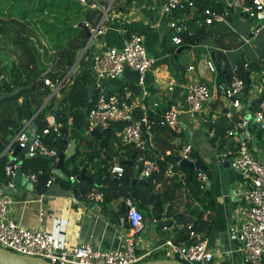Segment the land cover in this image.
<instances>
[{
    "label": "crops",
    "instance_id": "crops-1",
    "mask_svg": "<svg viewBox=\"0 0 264 264\" xmlns=\"http://www.w3.org/2000/svg\"><path fill=\"white\" fill-rule=\"evenodd\" d=\"M104 1L108 4L106 9L100 5V0H94V3L99 4L96 9L102 12L97 26H103L104 32L101 35L92 33L90 38L88 37L85 46L78 51L76 60L64 79L65 90L69 89L75 77L84 76L89 81V94L92 96L93 92H95L97 94L96 100L98 95L105 90L110 93L130 91L131 99L135 104L133 108L135 117L151 113L153 116L160 118L170 104L183 106L179 116V131L165 126L177 133L176 137H170L167 133L153 139L152 128L145 134L146 144L150 146V156L153 157L151 159L161 158L165 155H173L172 158L174 159L175 156L179 155L183 145H185L181 127L183 125L191 132L189 145L192 148L191 152L196 154L193 159L201 158L207 165L205 171L195 170L190 176L186 168H184L185 171L174 169V164L169 163L163 178L154 180L149 185L142 184L145 186L152 184L153 192L167 198L166 202H159L161 218L171 220V224L167 227L157 226V221L155 220L157 205L155 208L149 204L143 206L136 196V202H132L130 196L127 198L144 215L143 228L135 234V252L138 255L149 253L143 260L151 255L165 258V246L163 245L165 240L177 241L179 237V232L176 233L172 228L174 216L178 214L183 217H194V215L201 214L197 219L198 222H206V228L201 230V232L207 236L208 247L213 253L214 264H242L236 249V231L240 221L239 214L246 206L241 199L243 189L240 184L241 179L238 178L232 186L228 184V176L221 167V149L224 143L220 146L219 141H211L216 127L210 129L209 132L203 131V128H205L204 121L229 113V107L232 105L231 100L215 93L212 101L207 103L201 112L190 113L185 109V83L190 81V79L204 82L214 93L215 85L219 81H223L222 72L227 73L223 61H220L219 65V58L216 55L218 52H223L229 68L237 67L238 60H243L247 64L255 62V65L249 70L250 84L244 90L240 99L242 107L233 112H240L242 118L250 120L247 127L251 126L252 131L248 132L246 127L240 134L243 135L249 148L257 157L264 159V130L259 129L252 122L251 114L254 111L253 107L250 106L252 102L259 98L264 86V80H262L264 77V7L251 21L250 17L246 18L239 15V12L242 11L232 8V10L237 12L234 15L233 12H230L225 7L224 1L212 0L214 4L221 2L222 11L225 12V20L220 23L225 24L232 30L234 33L233 40L236 42V45L231 47V49H221L212 37L202 38L196 43L189 45L173 43L172 37L177 36L181 40L179 34L188 30L189 27L191 29L194 27L190 23L186 24V21L192 17L194 10H190V13L182 16V24L171 27V22L174 21L173 16L164 12L162 0H131L129 5L121 10H116L114 7L115 0ZM125 1L118 0V4H116L122 7ZM261 1L264 4V0ZM246 2L251 4L252 0H246ZM255 22L260 24L258 28L254 27ZM131 34L141 36L147 54L152 59L151 67L144 74L143 88L136 85L138 73L128 67L114 80H98L92 71L93 55L107 46L121 47L124 39ZM165 37L168 38L167 41ZM229 39L230 36L224 40L228 42ZM208 61L213 63L214 69L211 70L207 64ZM188 66H192L193 69L188 71ZM169 80L174 83L171 89H168L167 82ZM53 94V104L56 105L58 112H62L60 102L65 92L57 89L53 91ZM48 101L49 98L45 99L42 104L45 106ZM224 109L226 111H223ZM137 111H140L139 115H137ZM248 113L251 115L250 117L246 116ZM48 117L49 112L46 118L48 119ZM227 118L228 125L231 117L227 115ZM55 119L53 120L54 122ZM70 121L71 118H68V130L66 132L68 141L73 139ZM23 122L27 128L32 124L36 125L33 120H24ZM115 123L120 124V122ZM87 126L86 130L84 129L85 131H87ZM231 130L234 132L233 128ZM106 132L101 133L99 138L88 134L82 142L79 139L81 135L78 133L75 140V152L80 144L78 147L79 151L86 155V158L83 155L77 158L82 164L80 172L84 170L85 176L92 180L89 173L95 169L103 170L107 165L110 168V165L115 163H127L130 165L129 162H132V171L126 177L140 179L139 171L136 168L137 159L135 162L132 161V153L128 154L127 149L130 146L122 143L120 131L110 130V135L105 134ZM228 132L229 130H224L225 140L237 134V131H235V134L229 136ZM57 133L59 134L58 129ZM102 141H104V146L101 145ZM169 143L174 145L173 149L165 147ZM237 144L238 142H234L232 147H236ZM13 149L14 147L4 150V153L10 158L8 152ZM141 156L145 157L146 154L143 153ZM175 162V165H179V162L176 160ZM53 169H55V165ZM207 170L210 172V177L206 176V179L210 182L205 184V179L201 181L203 183L202 189L197 193L196 197H193L194 189L190 185L191 178ZM22 173L26 176L27 181L32 183V186L30 184L26 186L25 183L19 184L15 194L4 193L12 199L9 215L14 220L29 229H41L51 232L56 247L69 248L89 243L103 250H114L121 246V237L129 232L127 222L123 224L119 222L120 216L124 215L121 210L123 206H126L127 200L123 194L105 204H103V201H89L86 199V194L91 188L84 193L75 185L79 181L86 179L76 180L74 178L72 179L73 181H70V177L68 178L69 180L60 179L58 182L53 179L47 189L43 193L38 194L34 191L33 182L28 178L31 172L24 173L22 171ZM62 173L65 174L63 169ZM53 176H55L54 171ZM61 181H69L71 185L65 187ZM86 181L90 182L89 180ZM125 183L131 190L130 194L134 192L135 185L141 184L137 182L132 188L129 182L125 181ZM2 185L4 184L0 182V192H2ZM93 187L97 186L93 185ZM123 192L127 194L128 189L124 187ZM72 198L75 200H72ZM170 204H172L174 212L171 216H168L167 212ZM190 209L194 210L193 215L190 214ZM186 235L187 231L184 239Z\"/></svg>",
    "mask_w": 264,
    "mask_h": 264
},
{
    "label": "trees",
    "instance_id": "trees-1",
    "mask_svg": "<svg viewBox=\"0 0 264 264\" xmlns=\"http://www.w3.org/2000/svg\"><path fill=\"white\" fill-rule=\"evenodd\" d=\"M130 1L126 0L124 6L120 7L117 6L118 0H115L114 7L116 10H121L128 6ZM91 3H94V0H87L86 5L81 4L80 0H0V16L3 17L2 19L0 17V51H7L10 55L7 58L0 59V182L3 184H8L11 181V176L6 174V166L12 168L15 164L4 153V150L7 147L9 149L15 147L12 139L24 127L23 121L33 120L39 132L48 125L46 117L49 110L53 107L54 88L45 83L46 79L50 80L54 87H58L65 94L60 102V109L63 114L58 115L55 119V123L58 124L59 134L51 130L43 137V143L50 148L56 149L57 153L61 152L63 150L62 136L68 130V118H71V131L73 133L79 132L81 142L85 140V136H88L85 134L87 125L86 111L94 105L97 94L93 92V95L90 96L89 81L84 76L75 77L72 85L67 90L64 87V79L68 70L74 64L78 51L88 41L86 34V28L88 27L85 23L96 27L102 16L100 10L90 7ZM220 3L214 4L212 0H194V6H188L186 3L185 8H179L172 12L174 23L177 26L183 23L181 18L184 14L194 10L190 20L186 21L187 25L190 23L194 27L192 29L189 27L188 30L179 34L181 36L180 44H194L202 38L212 37L221 49H231V47L236 45L233 40L234 33L228 26L223 23L206 25L203 21L202 10L205 7H211L222 11L223 7ZM229 36V41L225 42L224 39ZM165 40L167 41L168 38L165 37ZM216 55L219 58V65L220 61H223L225 71L229 74L230 68L223 52H218ZM245 64L247 66V63L243 60H238L236 64L239 76L244 79ZM47 98H49L48 103L38 111ZM252 107L253 111L257 110V106ZM223 111H226V109ZM139 114L140 111H137V115ZM147 116L153 122L151 130L153 139L167 133L170 137L177 136V133L170 128L160 126L158 123L159 117H155L151 113L147 114ZM241 118L242 114L240 112L231 113L230 123L225 128L216 127L211 141H219V145L222 146L226 141L224 130L234 128ZM122 126V123H113L107 127L108 131L105 134L110 135V130L113 129L114 131H120ZM101 145L104 146V141H102ZM78 147L74 155L62 164V169L68 178L76 176L82 167L81 162L77 158L83 153L79 151ZM165 147L173 149L174 145L169 143ZM127 149L128 154L133 153L132 146ZM149 150V144L145 145L143 150L137 153L132 161L135 162L137 157L143 153L146 154L145 158H153L150 156L151 152ZM163 153L165 154V152ZM190 156L195 158L196 154L191 152ZM83 157L86 158V155H83ZM172 157L173 155H165L161 158L151 159L155 160L159 167L158 172L147 178L151 183L164 177L169 163L174 164V169L185 171L181 166L175 165L176 162ZM17 160L20 161L24 173L31 172L36 175V181L33 183L34 191L38 194L43 193L47 189L46 181L52 175L53 160L38 154L26 158L21 153H18ZM120 164L124 169L121 177H117L114 174L111 175L110 168L113 165L111 164L110 168L107 165L103 170L95 169L89 173L91 179L95 182L90 183L83 180L75 185L84 193L92 188L93 185H96L103 192V204L117 198L121 194L127 199L131 190H129L127 183L120 178L128 176L133 166L127 163ZM201 174L210 177V172L207 170L191 178L190 185L194 189L193 197H196L197 193L202 189ZM61 183L65 187L71 185L69 181H61ZM124 187L128 189L127 194L123 192ZM134 193L143 206L149 204L155 208L157 203L167 201V198L153 192L152 184L150 186L137 184L134 187ZM173 212L172 204H170L167 215L171 216ZM189 212L193 215L194 210L190 209ZM200 216L201 214L194 215V217H183L178 214L174 216L172 228L176 233L179 232L177 242L184 239L189 225H192L198 231L206 228V222H198L197 217ZM157 258L160 257L151 255L143 261Z\"/></svg>",
    "mask_w": 264,
    "mask_h": 264
},
{
    "label": "built area",
    "instance_id": "built-area-1",
    "mask_svg": "<svg viewBox=\"0 0 264 264\" xmlns=\"http://www.w3.org/2000/svg\"><path fill=\"white\" fill-rule=\"evenodd\" d=\"M225 7L233 8L245 12L248 17L254 18L259 11L264 7L261 0H252L248 4L246 0H222ZM81 4L86 5L87 0H80ZM194 6V0H162V8L166 14L172 16V12L177 9H182L185 4ZM91 8H98L99 4L91 3ZM106 9V8H104ZM203 21L210 25L220 23L225 20V12L218 11L211 7H205L202 10ZM88 29L93 34L101 35L104 32L103 26L90 27L85 23ZM171 27H176L174 21L171 22ZM175 44H180V38L172 37ZM212 69L213 63L207 62ZM152 59L147 56V51L143 45L141 36L131 34L127 36L121 47L107 46L98 51L92 57V71L96 78L100 81L114 80L122 74L125 68H131L138 73L136 85L143 88L144 74L151 67ZM246 67V64L244 65ZM192 66H188L187 70L191 71ZM264 80V77L263 79ZM45 83L54 90L58 87L46 79ZM168 89L173 86V81L167 82ZM245 80L238 74L236 66L230 68L227 83L219 81L213 90L204 83L194 79H190L185 83L184 103L186 111L190 113L201 112L203 107L212 101L213 95L216 93L219 96L231 100L234 108L241 106L240 99L246 89ZM53 90V91H54ZM124 93L113 92L107 98L104 92L98 95L95 104L88 110L87 131L94 129H104L115 122L123 124L120 130L122 143L132 146L141 151L146 145L144 135L152 128L151 122L147 115L135 117L133 114L134 102L131 99L130 91ZM183 106L179 104H170L164 113L161 114L158 123L163 126L173 128L179 131V116ZM231 117V113H227ZM252 122L259 129L264 130V99L257 105V110L251 116ZM248 119L241 118L233 130L239 135L245 130L248 124ZM58 124L54 121L48 123L40 132L36 133L28 145V154L30 157L35 155L48 156L53 160V168L58 159V154L55 149L48 147L43 143V137L51 130L57 132ZM229 130L228 135L235 134ZM29 136L27 127H23L12 139L19 148H24L27 145ZM7 147L5 149L8 150ZM191 146L183 145L179 155L182 158L193 160L190 156ZM4 151V152H5ZM13 150H9L10 155ZM227 156L230 166L240 173L241 179V199L246 206L242 209L240 221L236 234L237 252L240 256L242 264H263L264 263V159L257 155L249 148L245 139L239 140L236 147L228 150L223 156ZM14 161L13 167L6 166L5 171L9 176H13L17 166H21L17 157L10 158ZM51 169V177L46 181V186H49L53 179V171ZM136 168L139 171L140 179H147L153 173L158 172L159 167L155 160L147 159L143 156L137 157ZM124 169L119 163H115L110 168V173L121 177ZM28 178L34 183L36 175L30 173ZM70 176V179H74ZM201 181L206 179V175L201 174ZM12 186L11 181L8 182ZM86 199L94 202L103 201V192L97 187L91 188L86 194ZM72 200H75L72 198ZM12 199L9 195L0 192V247L16 254L28 256L32 258L43 259L57 264H138L146 255H138L135 252V234L143 228L144 215L138 210L130 199L126 200L128 207L126 216L122 215L119 218L120 224L128 223L129 232L121 237V246L114 250H103L99 247H94L89 243L75 245L73 247H56L54 237L51 232L41 229H29L19 222L14 220L9 215V208ZM165 258H174L182 261L185 264H214L213 253L208 247V239L201 231L189 225L187 235L183 241L177 242L173 240H165L164 244Z\"/></svg>",
    "mask_w": 264,
    "mask_h": 264
},
{
    "label": "water",
    "instance_id": "water-1",
    "mask_svg": "<svg viewBox=\"0 0 264 264\" xmlns=\"http://www.w3.org/2000/svg\"><path fill=\"white\" fill-rule=\"evenodd\" d=\"M100 5L103 6V8H107L108 4L104 1V0H100ZM227 9L230 12H233L234 15L237 14L236 11L232 10L231 8L227 7ZM239 15L244 16V17H248V15L245 12H239ZM251 21H253L252 18H250ZM264 21V20H263ZM260 24H256L255 28H258ZM86 34L87 36L90 38V36L92 35L91 31L86 28ZM147 56L149 57V54H147ZM255 65V62H250L249 64H247L246 66V70H245V84L246 87H248V85L250 84V77H249V70H251L252 66ZM222 80L224 82L227 83L228 81V74L225 72H222ZM104 94L106 96V98L111 94L110 92H107V90L104 91ZM264 99V86H263V91L261 92L259 98L257 100H255L254 102H252L250 104V106H257L259 105V103ZM244 106V104H243ZM44 107V104H42L39 108L38 111H40L42 108ZM242 106H239L238 108H234L233 105H231L229 107L228 112L232 113L233 111H237L238 109H240ZM62 112H58L56 110V105L53 104L52 109L49 111V117L47 119V121L49 123L53 122V120L58 116L61 115ZM86 115H88V110L86 111ZM228 123V118L226 114H222L220 116L211 118L210 120L204 121V125L205 128H203L204 132H209L210 129H212L213 127H226ZM88 125V122H87ZM183 129V134H184V144H189L190 143V138H191V132L188 128H186L185 126H181ZM248 132L252 131V127L248 126L247 128ZM108 129L104 128V129H94L90 132L85 131V134L88 135H93L99 138L100 134L103 132H106ZM38 131V127L35 124H32L30 127L27 128V134L29 136L28 142L26 147L24 148H19V146L16 144L12 153L10 154V158H14L17 157L18 153L23 154L26 158H29V154L28 152V145L30 144L31 140L33 138H35L36 133ZM79 132H74L73 133V139H71V141H68L66 134H63V138H62V144H63V150L58 154V160L55 164V169H54V181L58 182L60 179L63 180H68V177L62 173V164L63 162L66 160V158H70L74 153H75V147H76V137L78 136ZM145 137V135H144ZM244 139L242 134L233 136V137H229L225 143L224 146L221 149V153L225 154L228 150L232 149V145L234 142H239V140ZM147 143V142H146ZM147 146V144H146ZM141 150L138 148H135L133 150L132 153V159L135 157V155L137 153H140ZM47 159H49L48 156H43ZM174 159L179 162V165L183 168H186L189 172V175L192 176L193 172L195 170H200V171H205L207 169V165L205 164V162L201 159V158H197V159H193V160H188L185 158H182L180 155L175 156ZM130 164H132V162H129ZM221 167L225 170L226 175L228 176V184L229 185H234L235 182L237 181V179L240 176V173L234 169L233 167L230 166V162L227 158V156H223L222 158V165ZM76 180H81V179H86L89 180L90 182L92 180H90L88 177L85 176L84 170H82L78 175L75 176ZM126 182H129L131 184V187L133 188L134 185L138 182L141 184H145V185H149L150 184V180L149 179H137V178H133L130 179L128 177H122L120 178ZM70 181H73L72 179H70ZM205 184H208L210 181L208 179L204 180ZM26 186H28L27 184H30L32 186V183L27 181L26 176L22 173V168L21 166H17L14 170V174L12 176V186H9L7 184L2 185L1 190L3 193L6 194H15L16 193V189L17 186L19 184H24ZM130 199L132 200V202H136V197L134 192H131L130 194ZM127 210L128 207L123 206L122 207V213L124 214V216H126L127 214ZM161 206L160 203H157V210L155 213V220L157 221V226L159 227H167L168 225L171 224V220L170 219H162L161 218ZM128 225V223H126ZM0 264H57V263H52L43 259H39V258H32V257H28V256H23L20 254H16V253H12L2 247H0ZM138 264H185L182 261L178 260V259H174V258H159V259H150L147 261H143L140 262Z\"/></svg>",
    "mask_w": 264,
    "mask_h": 264
},
{
    "label": "rangeland",
    "instance_id": "rangeland-1",
    "mask_svg": "<svg viewBox=\"0 0 264 264\" xmlns=\"http://www.w3.org/2000/svg\"><path fill=\"white\" fill-rule=\"evenodd\" d=\"M0 17H1V16H0ZM2 18H3V17H1V19H2ZM256 24H257V23L255 22L254 25L256 26ZM255 26H254V27H255ZM242 27H243V24H242ZM5 40H6V39H5ZM0 42H1V39H0ZM8 56H10V55H9V53H8L7 51H4V52H1V51H0V59H1V58H7ZM251 115H252V114H251ZM251 115L248 113L246 116H249V117H250ZM141 262H142V261H141Z\"/></svg>",
    "mask_w": 264,
    "mask_h": 264
},
{
    "label": "clouds",
    "instance_id": "clouds-1",
    "mask_svg": "<svg viewBox=\"0 0 264 264\" xmlns=\"http://www.w3.org/2000/svg\"><path fill=\"white\" fill-rule=\"evenodd\" d=\"M39 131V130H38Z\"/></svg>",
    "mask_w": 264,
    "mask_h": 264
}]
</instances>
